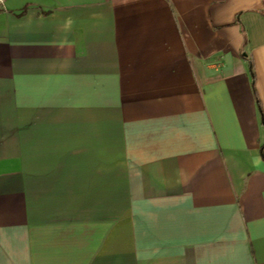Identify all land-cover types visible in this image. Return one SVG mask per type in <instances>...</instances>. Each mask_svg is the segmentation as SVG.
Wrapping results in <instances>:
<instances>
[{"label":"crops","instance_id":"0c3cea01","mask_svg":"<svg viewBox=\"0 0 264 264\" xmlns=\"http://www.w3.org/2000/svg\"><path fill=\"white\" fill-rule=\"evenodd\" d=\"M262 153L264 0L0 4V264H264Z\"/></svg>","mask_w":264,"mask_h":264},{"label":"built area","instance_id":"2783aa9c","mask_svg":"<svg viewBox=\"0 0 264 264\" xmlns=\"http://www.w3.org/2000/svg\"><path fill=\"white\" fill-rule=\"evenodd\" d=\"M4 0H0V4H3Z\"/></svg>","mask_w":264,"mask_h":264},{"label":"trees","instance_id":"16d2710c","mask_svg":"<svg viewBox=\"0 0 264 264\" xmlns=\"http://www.w3.org/2000/svg\"><path fill=\"white\" fill-rule=\"evenodd\" d=\"M251 72H252V70H251ZM252 75H253V72H252ZM262 156L264 157V154L262 153Z\"/></svg>","mask_w":264,"mask_h":264}]
</instances>
